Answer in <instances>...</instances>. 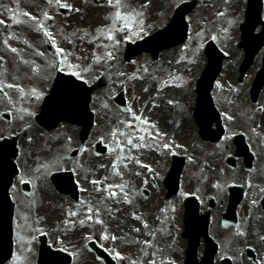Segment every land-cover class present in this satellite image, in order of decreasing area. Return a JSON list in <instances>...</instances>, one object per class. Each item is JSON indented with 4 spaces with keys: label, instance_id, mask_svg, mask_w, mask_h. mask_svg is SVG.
Listing matches in <instances>:
<instances>
[{
    "label": "snow or ice",
    "instance_id": "1",
    "mask_svg": "<svg viewBox=\"0 0 264 264\" xmlns=\"http://www.w3.org/2000/svg\"><path fill=\"white\" fill-rule=\"evenodd\" d=\"M14 2L17 3L16 9H6L7 11L13 13L10 16V19H11L12 23L15 24V25H20L22 23H27V21H22L21 19L18 18L17 13L19 12V5H18L17 0H14ZM53 3H55L56 7L60 8V9H69V10L72 9V5L67 3V0H47V4L48 5H52ZM108 3H109L110 7H113L115 9H117L115 11V13H114V17L111 18L113 20V24L115 25L116 22H122L123 26L121 28H119L118 31L124 32L126 34L128 32H131L132 36H138L140 33L137 32V31H134L133 27H132V24L134 22V16L132 14H124L121 10H119L122 7V0H115L114 3H113V0H108ZM75 10L79 11V9H75ZM19 14L23 15L25 17H28L31 21L35 22L31 26L35 28L36 32H38V33L42 32L43 33L44 37L47 38V40L51 43L52 47L55 49V54L64 53V49H62L61 47L57 46L56 40L53 37V33L49 30V28L44 23V21L53 20L54 17L52 15H50L47 11H45V12L42 13L43 20H41L37 16H34L30 12H27V11H24V12L19 13ZM218 15H224V13L221 12V13H218ZM4 23H5L4 20H0V24H4ZM140 26L142 28V21L140 22ZM116 32H117V29H116L115 26H113L112 28H110L108 30V35L106 37V39L108 41L112 42L113 48H115L119 44V41L116 39V35H115ZM12 38H14V37H12ZM212 39L215 40L216 37L213 36ZM4 43H5V45H8V39H5ZM25 43H27V41H25ZM105 47H107V45H105ZM10 51L12 53H18V49L15 48V47H10ZM39 54L43 55V53H39ZM106 58L107 59H114V53L112 51H108L106 53ZM95 59H96L97 63H99L101 61V57L100 56H96ZM0 60H3V57H0ZM52 67L60 68L61 71L69 70L68 74L70 76H72V77H75L77 80L83 79V75H82L83 72L90 71L89 68L81 69L79 64L71 63L70 60L67 58V54L62 55L60 61L58 63H54L52 65ZM85 83H87L86 80H85ZM217 86L220 87L219 84ZM6 89H9V90L10 89H16L20 93L21 98H23V96H24V89L20 85L14 84V83H4L3 81H0V93H2L3 96L5 98H7L10 103L12 102V100H11V97L9 95V92ZM145 91H147V89H145ZM31 94L35 98V100H40V99H42V96H43V93L39 92L36 88H33L31 90ZM169 103H171V101ZM105 107H107V105H105ZM24 111H25L24 109H21L22 113ZM129 111H131V109H129ZM27 115L31 116L32 113L31 112H27ZM132 117H133L134 121L139 122L141 125L148 123V121L142 119L141 115H138L135 112H132ZM21 119H23V115H21ZM121 123H124V122L121 121ZM127 126L129 128H133L134 127L132 123H128ZM139 131L143 132V131H145V129L144 128H140ZM111 135L113 137V140L116 143V147L120 149V152L117 153L115 162L112 164V169H113L115 175L120 176L121 179H123V174L118 169L120 168L121 163H122V157H121L120 153L124 152V148L121 147L120 142L116 140L117 132L113 131ZM120 135L125 137L127 145L131 146L132 148L141 147L140 144L134 143L133 136L130 133H120ZM158 135H159V133H157V136ZM29 139H31V138H29ZM138 139L140 141H143L145 139V137L144 136H139ZM163 147L167 149L170 146L167 143H165L163 145ZM80 151L84 152V151H86V149L81 148ZM123 159H126L128 162H132L133 160H135L136 163H138V164L141 163L139 161V159H137V158H135L133 156H130V155L125 157V158H123ZM123 167L127 168L128 167V163H123ZM142 167L149 168V166L146 165V164H142ZM149 170L151 171L150 168H149ZM37 171H39V169H37ZM137 175H139V173H137ZM108 179H109V177H107V176L104 177V181H107ZM20 181L22 183H27L28 182V181L24 180L23 176L20 177ZM104 181L93 180V181H91V183L93 185H97L98 186V185L104 183ZM215 187L219 188L220 185L217 184V185H215ZM125 188H126V185L124 183L108 184L107 185V189H106L108 198L115 200V198L120 193H123V201L126 202V203H131V201L129 199L128 192L125 190ZM117 189L119 190V192L117 191ZM84 190L85 189H81V191H84ZM97 190L103 191L104 189L98 188ZM260 191L264 192V188H261ZM181 195H183V193H181ZM117 202H119V201H117ZM253 203H255V201H253ZM81 204H84V202L81 201ZM100 214H101L100 208H98V207L94 208L90 204L87 205V214H86V219L87 220L92 221L95 218V223L103 224V220L99 218ZM68 215L70 217H76L78 215V212L77 211H69ZM134 218L137 219V220L140 219L139 216H135V215H134ZM79 223H80L81 226H83L85 224V220L81 219L79 221ZM144 227L145 228L148 227L146 222L144 223ZM134 231L139 232L140 229H135ZM237 235H243V233L238 231ZM90 238L91 237H89V239ZM20 239L22 240L23 238L20 237ZM101 239L102 240L111 239L113 242H115L117 237L115 235L109 237V235L105 232L104 234L101 235ZM262 239H264V237H262ZM144 244L148 245V246H151V242L150 241H144ZM28 250L30 251L31 249H28ZM145 254L147 255V253H145ZM113 259L119 261V260H123L124 257L122 256V254L119 251H114ZM25 260H26V257L22 258L21 256L17 255V256H14V258H13V264H24ZM133 264H135V261L133 262ZM150 264H156V262L154 260H152V261H150ZM169 264H174V262L170 261Z\"/></svg>",
    "mask_w": 264,
    "mask_h": 264
},
{
    "label": "rangeland",
    "instance_id": "2",
    "mask_svg": "<svg viewBox=\"0 0 264 264\" xmlns=\"http://www.w3.org/2000/svg\"><path fill=\"white\" fill-rule=\"evenodd\" d=\"M20 1V0H19ZM182 0H151V2H152V4H153V6H154V8H153V10L155 11V10H159V8L160 7H164V6H166L167 8H168V6L169 5H176V4H179L180 2H181ZM21 5L20 6H22V5H24L23 3H20ZM220 7H222V6H220ZM223 8V7H222ZM219 9V8H218ZM204 10H208L209 12H210V9H208V8H205V9H200L198 12L196 11L195 12V14L194 15H191V16H189V21H190V25H191V30H192V28H197V26L202 22V21H204V20H206V16H207V13H204L203 11ZM212 12H215L216 11V8L214 7V9L213 10H211ZM221 12L222 13H224V8L223 9H221ZM110 13V14H109ZM109 13H108V20H107V22L106 23H103L102 22V20L100 19V17H97V20H96V22H94V24H97V23H100V25H108L109 27L110 26H112L113 25V20L111 19L112 18V11L111 10H109ZM197 13H201L199 16H197L196 14ZM216 15L218 16V20H217V18H216V16H214V15H211V16H209L211 19H216V22L218 23V25H219V28L220 27H222V30H220L218 33H217V29L214 27V24H212L210 27H209V29H211L212 28V32L213 33H215L214 35H215V37H216V39H215V41L219 44V45H222V46H224L226 43V40H225V31H224V25L227 23L226 21L229 19V16H228V13L227 14H224V15H218V12L216 13ZM163 16V15H162ZM158 18V16L156 17V15H155V19H157ZM79 19V18H78ZM95 19V18H94ZM149 21V19H147L146 17H143L142 18V23L143 24H145V23H147ZM218 21H221V22H218ZM87 24H92V21L91 20H88L87 22H86ZM88 27V26H87ZM76 28V26H73V30ZM202 28H203V30H204V32L202 31L197 37H195V38H192V40L188 43V45H187V48H186V51H183L182 52V58L184 59L185 57H187L188 55H189V53H190V51H191V49H194V48H196V49H198L200 46H201V44L202 43H204L206 40H208L209 38H210V34H209V30L207 29V27L205 26V25H203L202 26ZM88 29V28H87ZM86 33L88 34V30L86 31ZM213 33H212V35H211V37H213ZM89 35V34H88ZM115 35L117 36V37H122L121 36V34L120 33H118V32H116L115 33ZM90 36V35H89ZM72 37L73 38H75L76 39V41H77V43L78 44H80L81 43V54L87 59L88 57H89V55H93L94 57H96V56H100L101 57V61L102 60H108V59H106L105 58V51H106V49H107V47H105V45H102L101 47H97L96 49H95V51L94 50H92V52H90V54L88 55V53H87V55H84V51L86 50V48H87V50H91L90 48H89V44H88V42L89 41H85V40H83L81 37L79 38L78 36H76V35H72ZM0 50H3V48H0ZM19 51H18V53H17V55H13V54H11V52H8V51H6V56H7V59H8V61H9V63H11L12 65H13V68H10L11 70L10 71H6L8 74H10V75H12L13 76V78L16 80L17 79V77H20L21 75L20 74H18L19 72H21L22 70V68H23V66H22V64H21V62H20V59H19ZM177 56H175V57H173V58H176ZM12 61H11V60ZM86 61H88V60H86ZM13 62V63H12ZM80 63V62H79ZM95 63V67H97V66H99V63H97L96 61L94 62ZM80 67H81V69H83V67L85 66V65H82L81 63H80ZM112 65H113V62L111 61V60H109V67H110V69H111V67H112ZM82 75H83V77L84 78H86V79H88L89 81H91L92 80V77H90V76H88V74L86 73V72H83L82 73ZM231 79V78H230ZM18 111H21V110H18ZM20 112H17L16 113V115H14L12 118H11V121H10V123L9 124H7V126H8V129H9V131H7V130H5L4 129V132L5 133H8V132H18V131H20L23 127H25V126H27L28 124H29V122H30V118L29 117H27V116H25V115H23V119H21L20 118V120H19V117H20ZM107 122H105V124H106ZM194 130H195V128H194ZM188 133H189V136H190V129H189V131H188ZM189 142H190V138H189ZM135 240H134V238H132L131 240H127V239H124V243H127L126 245H128V246H130L131 248H133L134 249V245H137L138 246V243H139V241H136V242H134ZM133 252V251H132ZM132 252H130V253H132ZM146 252L144 251V250H141V254H140V257H141V259L139 260V264H144L145 263V261L147 260V255L145 254Z\"/></svg>",
    "mask_w": 264,
    "mask_h": 264
},
{
    "label": "bare ground",
    "instance_id": "3",
    "mask_svg": "<svg viewBox=\"0 0 264 264\" xmlns=\"http://www.w3.org/2000/svg\"><path fill=\"white\" fill-rule=\"evenodd\" d=\"M133 2V0H130V1H127L126 3H131ZM234 8H235V3L234 2H231L229 5H228V11L231 12V11H234ZM178 51V49L176 50ZM163 59H166L168 58L169 56H164L162 55ZM141 60V59H140ZM190 62L191 64L193 62H198V57L195 56L193 53H190ZM190 73L192 74L193 73V70L191 69L190 70ZM120 75H123V74H120ZM142 89V85L137 83L135 85V88H134V96L136 97L134 99V101H137L138 98H137V95L140 94V90ZM180 93H182V91H180ZM134 106V105H133ZM231 178V177H230ZM113 218H116L118 221H121L123 223H125V217H119L116 213H113L112 215ZM117 227V226H115ZM123 230H126V231H123L124 234H126L128 232V234H131L133 235L135 238H144L146 237V230L142 227V225H138L136 226L135 229H140L139 232H136V231H133V228L131 226V223L130 222H127L126 226L124 228H122ZM134 229V230H135ZM152 238H155L156 237V232L155 231H151V235H150Z\"/></svg>",
    "mask_w": 264,
    "mask_h": 264
},
{
    "label": "flooded vegetation",
    "instance_id": "4",
    "mask_svg": "<svg viewBox=\"0 0 264 264\" xmlns=\"http://www.w3.org/2000/svg\"><path fill=\"white\" fill-rule=\"evenodd\" d=\"M147 151H145L146 153ZM146 160L151 161V162H155L156 159L152 158L150 153L146 154ZM251 210L254 211V208H252ZM256 210L261 211L262 208L261 207H257ZM258 223H254L253 220V225L250 229V231L241 239V241L245 240L246 241V245L247 246H251V247H255L256 248V254H257V258L264 262V239H259L256 232H257V227H258ZM264 237V235L262 236Z\"/></svg>",
    "mask_w": 264,
    "mask_h": 264
},
{
    "label": "water",
    "instance_id": "5",
    "mask_svg": "<svg viewBox=\"0 0 264 264\" xmlns=\"http://www.w3.org/2000/svg\"><path fill=\"white\" fill-rule=\"evenodd\" d=\"M10 175V174H9Z\"/></svg>",
    "mask_w": 264,
    "mask_h": 264
}]
</instances>
